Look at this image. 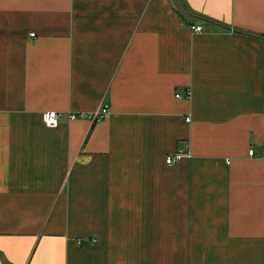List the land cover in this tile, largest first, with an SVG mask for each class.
Here are the masks:
<instances>
[{
	"label": "crops",
	"instance_id": "crops-1",
	"mask_svg": "<svg viewBox=\"0 0 264 264\" xmlns=\"http://www.w3.org/2000/svg\"><path fill=\"white\" fill-rule=\"evenodd\" d=\"M0 264H264V0H0Z\"/></svg>",
	"mask_w": 264,
	"mask_h": 264
},
{
	"label": "built area",
	"instance_id": "built-area-1",
	"mask_svg": "<svg viewBox=\"0 0 264 264\" xmlns=\"http://www.w3.org/2000/svg\"><path fill=\"white\" fill-rule=\"evenodd\" d=\"M191 30L193 32H200L202 31V26L201 25H191L190 26ZM33 36V34H30ZM109 112L108 106L105 104L103 106H100L96 110H94L91 114H88L86 112H67V117L72 120L76 118H84L89 115L92 120H100L102 119L105 115H107ZM63 117L62 112L60 111H55V110H50V111H44L41 114L42 121L45 126L54 128L57 127L61 118ZM249 154H252V149L249 150ZM186 154L180 153V152H174L172 154H168L165 156V163L167 165H173L178 163L183 157H185Z\"/></svg>",
	"mask_w": 264,
	"mask_h": 264
}]
</instances>
